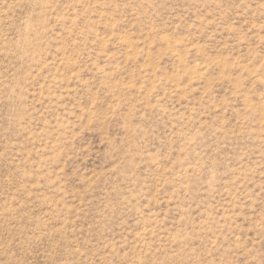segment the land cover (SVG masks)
Here are the masks:
<instances>
[{"label": "rangeland", "instance_id": "rangeland-1", "mask_svg": "<svg viewBox=\"0 0 264 264\" xmlns=\"http://www.w3.org/2000/svg\"><path fill=\"white\" fill-rule=\"evenodd\" d=\"M0 264H264V0H0Z\"/></svg>", "mask_w": 264, "mask_h": 264}, {"label": "bare ground", "instance_id": "bare-ground-1", "mask_svg": "<svg viewBox=\"0 0 264 264\" xmlns=\"http://www.w3.org/2000/svg\"><path fill=\"white\" fill-rule=\"evenodd\" d=\"M198 68H199V67H198ZM198 70H199V72H201V71H203L204 69L201 67V68H199ZM199 72L196 71V74L200 77L201 75L199 74ZM202 76H203V75H202Z\"/></svg>", "mask_w": 264, "mask_h": 264}]
</instances>
